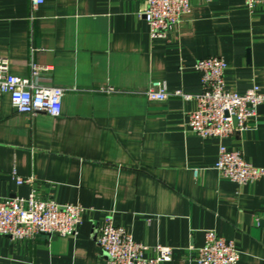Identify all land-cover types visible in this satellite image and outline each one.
Segmentation results:
<instances>
[{
    "label": "crops",
    "instance_id": "0c3cea01",
    "mask_svg": "<svg viewBox=\"0 0 264 264\" xmlns=\"http://www.w3.org/2000/svg\"><path fill=\"white\" fill-rule=\"evenodd\" d=\"M145 0H0V57L27 77L29 62L67 89L57 117L25 115L0 97V198L26 197L84 208L71 236L0 237V264H105L96 242L107 214L146 246L172 249L162 264H196L204 231L231 241L238 264H264V177L239 185L215 169L220 145L264 168V108L247 130L224 139L187 128L194 99L150 101L153 81L200 92L199 59L221 57L224 90L264 94V5L189 0L162 38H151ZM194 171L197 175L194 176ZM17 176H33L17 185Z\"/></svg>",
    "mask_w": 264,
    "mask_h": 264
},
{
    "label": "built area",
    "instance_id": "2783aa9c",
    "mask_svg": "<svg viewBox=\"0 0 264 264\" xmlns=\"http://www.w3.org/2000/svg\"><path fill=\"white\" fill-rule=\"evenodd\" d=\"M249 12L264 5V0H245ZM43 0H30L35 12ZM189 11V0H145L141 12L151 38H162L181 21ZM11 61L0 57V97L8 95L12 107L20 114H45L57 117L61 113L62 98L67 89L54 86L41 68L29 62L27 77L10 72ZM200 76V92L169 91L164 82L153 81L144 91L150 101H165L179 97L184 101L194 99L196 109L187 114V128L191 134L202 138L224 139L247 130L258 116L257 108L264 105V94L253 86L243 93L224 90L226 64L221 57L199 59L194 64ZM215 169L224 178L244 185L264 177V168L248 164L241 152L229 151L220 145ZM17 185H32L33 176L20 177L12 173ZM197 171H194V176ZM84 208L79 204H59L51 199H41L35 190L26 197L0 198V237L11 241L32 240L36 235L65 237L76 234L81 224ZM106 257L105 264H162L171 259L170 247L152 246L153 256L145 257L146 246L135 242L120 227L113 224L107 214L96 238ZM196 264H238L239 254L234 244L216 234L204 231V243L196 249Z\"/></svg>",
    "mask_w": 264,
    "mask_h": 264
},
{
    "label": "water",
    "instance_id": "95a60500",
    "mask_svg": "<svg viewBox=\"0 0 264 264\" xmlns=\"http://www.w3.org/2000/svg\"><path fill=\"white\" fill-rule=\"evenodd\" d=\"M263 108H264V105L259 106V107L257 108V110H260V109H263ZM54 238H56V236H53V237H52V239H54Z\"/></svg>",
    "mask_w": 264,
    "mask_h": 264
}]
</instances>
